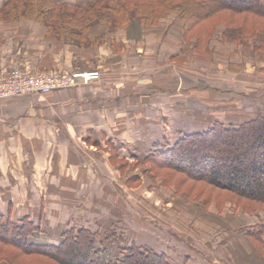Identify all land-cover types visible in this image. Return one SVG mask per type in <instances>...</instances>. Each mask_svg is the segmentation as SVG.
<instances>
[{
	"label": "rangeland",
	"instance_id": "rangeland-1",
	"mask_svg": "<svg viewBox=\"0 0 264 264\" xmlns=\"http://www.w3.org/2000/svg\"><path fill=\"white\" fill-rule=\"evenodd\" d=\"M217 20L201 38L186 40L175 14L126 31L134 45H148L150 72L142 74L145 67L135 65L128 96L121 98L126 92L121 89L108 99L119 106L104 116L115 124L105 130L111 137L101 145L84 141L88 128L72 131L69 125L67 131L60 122L53 138L45 131L37 135L39 162L53 171L37 179L49 191V209L33 241L56 243L61 229L74 225L100 235L113 231L126 245L134 241L167 255L171 264H264V212L248 213L243 202L203 185L179 187L182 176L164 169L155 173L144 162L152 145L163 149L214 122L236 124L264 114V32L240 39L239 26ZM138 54L135 63L148 61ZM142 75H150L152 83L136 82ZM188 185L195 188L192 194L186 193Z\"/></svg>",
	"mask_w": 264,
	"mask_h": 264
},
{
	"label": "trees",
	"instance_id": "trees-1",
	"mask_svg": "<svg viewBox=\"0 0 264 264\" xmlns=\"http://www.w3.org/2000/svg\"><path fill=\"white\" fill-rule=\"evenodd\" d=\"M171 14L179 18L185 40L201 38L218 18L239 26L240 39L264 32V0H5L0 6V21L33 20L48 37L79 47L98 44L108 33L157 24ZM98 28L104 32L96 35ZM151 147L144 162L155 173L164 169L182 176L176 180L179 187L203 185L243 202L248 213L264 212V114L236 124L214 122L172 146ZM186 188L187 194L195 189ZM40 232V222L28 216L11 220L0 213V264H171L167 255L134 241L126 245L107 229L100 235L72 225L61 229L56 243L33 241Z\"/></svg>",
	"mask_w": 264,
	"mask_h": 264
},
{
	"label": "crops",
	"instance_id": "crops-1",
	"mask_svg": "<svg viewBox=\"0 0 264 264\" xmlns=\"http://www.w3.org/2000/svg\"><path fill=\"white\" fill-rule=\"evenodd\" d=\"M4 1L0 0V6ZM126 31L107 34L106 41L79 47L48 37L45 27L33 20L0 21V71L11 67L43 72L98 68L103 73L98 81L72 89L0 100V213L5 218L18 220L28 216L35 221L33 217L37 216L36 221L41 223L44 211L49 209L46 202L49 191L39 187L37 179L50 178L53 169L39 162L37 147L41 143L35 140L38 134L45 131V135L53 138V128L60 122L67 131L69 125L72 131L91 130L84 139L87 143L92 140L89 145H101L103 138L111 137L105 130H112L115 121H107L104 116L112 114V110L115 112L119 104L111 105L108 99L112 102V98H117V91H126L133 85L135 65L145 67L141 69L142 74L146 68L145 72H150L148 45H134ZM135 49L143 50V55L139 56ZM137 54L147 57L148 61L139 63L137 59L135 63ZM168 66L176 68L175 64ZM149 76L142 75L136 82L149 85L152 83ZM121 94V98L128 96L127 91ZM52 160V157L45 159ZM47 183L48 180L43 184L47 187Z\"/></svg>",
	"mask_w": 264,
	"mask_h": 264
},
{
	"label": "built area",
	"instance_id": "built-area-1",
	"mask_svg": "<svg viewBox=\"0 0 264 264\" xmlns=\"http://www.w3.org/2000/svg\"><path fill=\"white\" fill-rule=\"evenodd\" d=\"M100 77V71L94 69L43 72L11 67L0 71V100L21 95H45L98 81Z\"/></svg>",
	"mask_w": 264,
	"mask_h": 264
}]
</instances>
